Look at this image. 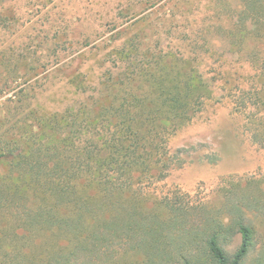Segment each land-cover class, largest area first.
<instances>
[{"label": "rangeland", "instance_id": "rangeland-1", "mask_svg": "<svg viewBox=\"0 0 264 264\" xmlns=\"http://www.w3.org/2000/svg\"><path fill=\"white\" fill-rule=\"evenodd\" d=\"M165 3L0 0V137L7 132L39 133L38 137L46 134L60 141L61 133H50L45 120L84 103L99 125V116L107 112L110 101L100 97L92 104L88 98L92 94L98 99L107 80L110 84L118 79L122 65L127 66L119 56L122 49V55L130 52L135 62H129V69L148 75L172 70L173 64L166 65V61L173 51L177 57L193 56L194 75L205 80L208 89H198L204 94L202 104L191 120L164 133L167 167L152 170L154 176L143 177L127 195L135 200L138 196L137 209L145 216L169 212L166 205L177 203L188 213L180 218L184 230L199 222L200 214H205L202 221L222 215L228 220L224 212L238 204L244 221L255 231L254 249L243 263L253 264L264 251V98L257 94V72L248 52L257 46L255 50L260 49L264 57V39L249 37L247 47L236 48L230 31L222 34L212 28L207 41L199 39L202 47L192 54L184 40L188 26L182 20L171 21ZM198 10L202 15L220 16L222 26L232 29L252 27L255 20L242 0H201ZM127 38L137 45L133 53L126 51ZM135 84L127 90L132 92ZM142 88L156 99L159 91L153 81ZM31 111L37 112L34 119ZM14 123L15 128H10ZM7 168L0 164V173ZM230 237L225 248L233 253L240 246L241 234ZM121 256L118 264L140 261L135 250Z\"/></svg>", "mask_w": 264, "mask_h": 264}, {"label": "trees", "instance_id": "trees-1", "mask_svg": "<svg viewBox=\"0 0 264 264\" xmlns=\"http://www.w3.org/2000/svg\"><path fill=\"white\" fill-rule=\"evenodd\" d=\"M242 1L255 19L252 27H223L220 16L199 12L201 0H166L164 5L171 21L188 26L184 40L194 54L202 47L198 40L206 42L212 28L230 31L236 48L247 47L249 37L264 39V0ZM126 41V51L133 53L137 45ZM255 48L248 52L249 62L257 72V94L264 98V57ZM124 50L119 56L127 66L122 65L118 79L107 80L98 99L87 97L92 104L100 97L110 101L99 125L84 103L45 120L50 133H61L60 141L39 133L0 137V164L8 166L0 173V264H118L129 249L139 254L138 264H243L253 251L255 231L238 204L224 212L228 220L222 215L202 221L205 214H200L199 222L184 230L185 209L177 203L166 205L169 212L145 216L137 209L138 196L128 197L143 177L154 176L152 170L167 167L164 133L191 120L202 104L198 89H208L194 75L193 56L177 57L173 51L166 61L172 70L148 75L129 69L135 62L130 52L122 55ZM150 81L159 91L156 99L142 88ZM134 83L136 89L128 91ZM235 233L241 234V243L230 253L225 246ZM253 264H264V251Z\"/></svg>", "mask_w": 264, "mask_h": 264}]
</instances>
